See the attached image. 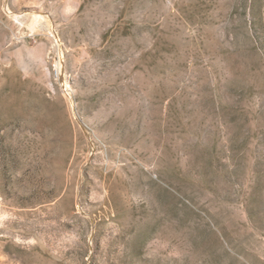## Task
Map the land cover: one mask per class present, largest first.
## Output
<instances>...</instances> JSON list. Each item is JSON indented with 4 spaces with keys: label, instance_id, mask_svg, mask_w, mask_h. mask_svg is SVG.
<instances>
[{
    "label": "rangeland",
    "instance_id": "374dc122",
    "mask_svg": "<svg viewBox=\"0 0 264 264\" xmlns=\"http://www.w3.org/2000/svg\"><path fill=\"white\" fill-rule=\"evenodd\" d=\"M0 264H264V0H0Z\"/></svg>",
    "mask_w": 264,
    "mask_h": 264
},
{
    "label": "bare ground",
    "instance_id": "6f19581e",
    "mask_svg": "<svg viewBox=\"0 0 264 264\" xmlns=\"http://www.w3.org/2000/svg\"><path fill=\"white\" fill-rule=\"evenodd\" d=\"M212 121V120H211ZM212 124V123H211ZM189 127V126H188Z\"/></svg>",
    "mask_w": 264,
    "mask_h": 264
}]
</instances>
